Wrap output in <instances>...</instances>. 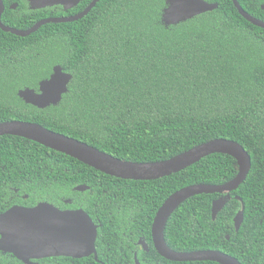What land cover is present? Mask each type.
<instances>
[{"label": "trees", "instance_id": "1", "mask_svg": "<svg viewBox=\"0 0 264 264\" xmlns=\"http://www.w3.org/2000/svg\"><path fill=\"white\" fill-rule=\"evenodd\" d=\"M206 1L217 8L170 26L161 22L165 0H99L82 18L47 23L25 37L0 29V54L13 62L0 75V105L13 106L8 119L36 122L133 162L165 160L215 138L238 142L251 168L216 219L212 201L224 194L191 196L168 218L164 239L175 251L213 249L241 264H264V29L232 0ZM237 1L264 21L262 0ZM56 64L72 74L61 101L46 108L25 103L18 90L36 87ZM237 172L233 157L214 153L159 179H120L32 140L0 136V194L17 189L27 198L13 202L46 201L100 217L97 247L107 241L116 251L106 264H132L124 244L138 238L149 245L137 253L141 264H219L163 258L151 224L171 193L225 183ZM67 198L73 203L64 204Z\"/></svg>", "mask_w": 264, "mask_h": 264}, {"label": "water", "instance_id": "2", "mask_svg": "<svg viewBox=\"0 0 264 264\" xmlns=\"http://www.w3.org/2000/svg\"><path fill=\"white\" fill-rule=\"evenodd\" d=\"M39 6L56 3L76 4L79 0H33ZM92 2L79 14L72 16L50 17L42 19L26 30L5 26L0 20V28L14 35L25 37L36 32L47 23L76 21L96 5ZM239 14L251 24L264 29V21L246 12L237 0H232ZM217 3L206 0H165L161 12V22L165 26L176 25L197 15L217 8ZM264 9V4L262 5ZM3 5L0 0V17ZM72 74L65 72L56 64L47 78L39 81L38 92L25 87L19 89L18 96L27 104L38 108L57 105L68 91ZM12 135L37 142L58 151L107 175L129 180H154L177 173L200 159L214 153L233 157L238 164L237 174L221 184L196 183L182 187L171 193L157 209L151 224V238L157 253L169 261H214L219 264H241L237 258L213 249L194 251H175L169 248L164 239V228L168 218L177 207L191 196L199 194H224L212 201L211 218L215 220L225 203L230 199V192L236 190L245 180L250 168L251 158L238 142L215 138L200 143L173 157L160 161L133 162L117 158L96 147L75 138L50 130L36 122L9 120L0 122V136ZM86 185L74 189L83 191ZM238 198V197H237ZM240 199V198H238ZM243 204L233 221L238 231L243 221ZM0 250L13 253L17 258L29 263L30 258L54 255L82 257L93 253L96 256L95 240L97 227L82 208L60 209L53 204L41 201L33 206L13 205L0 213ZM228 239L229 236L227 235ZM146 249L143 241H140ZM134 264H140L135 257ZM158 264V263H155Z\"/></svg>", "mask_w": 264, "mask_h": 264}, {"label": "flooded vegetation", "instance_id": "3", "mask_svg": "<svg viewBox=\"0 0 264 264\" xmlns=\"http://www.w3.org/2000/svg\"><path fill=\"white\" fill-rule=\"evenodd\" d=\"M262 1L263 2L260 3L261 9H263L262 5L264 4V0ZM1 2L3 5V10L1 12V17H0L2 24L15 29L26 30L42 19H46L50 17L72 16L79 14L92 2V0H79L76 4H73L72 6H68V3H64V4L56 3L52 5L39 6L33 0H6V1L1 0ZM12 68H13L12 58L0 54V75L3 74L8 75L10 73L9 71H11ZM39 81L40 80L36 81V87H29V88H32L36 92H38ZM12 108L13 106L11 105H0V122L14 120V119H8L11 116ZM87 187H88L87 189L80 192H84L88 190L89 186ZM89 193L90 195H92L93 191H89ZM14 196L15 197L22 196L23 198H27V195H20L17 189L5 190L3 193L0 194V213L6 211L8 208H10L13 205H20L26 207L33 206V205H25L23 203L13 202ZM63 202L64 204L73 203L72 200L69 198L64 199ZM54 206L61 208V205H54ZM61 209H73V208L64 207ZM90 218L97 227V236L95 240L96 256L93 253L82 257L54 255V256L41 257V258H30L29 263H26L23 260L17 258L13 253L0 250V264H75V263H79L82 260L88 262L87 264H106V261H108V256L112 254V252H116V251L110 250L111 245L107 241H104L102 245H100L101 248L97 247L98 230L103 227V223L100 217L98 216H95L94 218L90 216ZM140 241H143L145 243L146 249L143 247ZM124 245L125 248L127 249L125 251L126 253L132 252V256H133L132 264H134L135 262V257L137 258L138 251L149 250L148 243L141 238H138L133 242L129 240ZM98 248L101 249L100 251L101 258L98 257Z\"/></svg>", "mask_w": 264, "mask_h": 264}]
</instances>
